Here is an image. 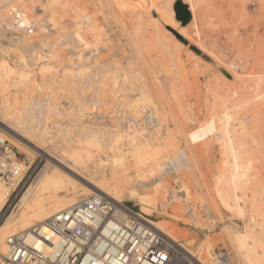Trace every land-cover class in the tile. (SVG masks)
I'll list each match as a JSON object with an SVG mask.
<instances>
[{"label":"bare ground","instance_id":"6f19581e","mask_svg":"<svg viewBox=\"0 0 264 264\" xmlns=\"http://www.w3.org/2000/svg\"><path fill=\"white\" fill-rule=\"evenodd\" d=\"M119 1L125 3L127 0ZM128 2L143 9L147 7L145 9L150 11L152 7L157 8L162 18L168 17L176 24L180 22L179 18L187 24L196 11L192 0H188L189 6L184 5L183 0ZM61 6L65 10L60 12ZM181 8L187 14L183 19L178 14ZM145 9L144 17L148 15ZM13 11L21 18L18 23L24 28L16 23ZM68 14L72 17L70 27L62 22ZM158 21L155 17L152 23L156 25L160 23ZM94 22L91 14L70 0H0V135L17 150L27 153L30 161H34L36 155L49 161L45 171L28 187L15 210L0 226V255H7L6 241L10 235L44 223L78 203L80 198L92 194L107 196L117 203L128 199L135 202L144 215H153L156 200L143 183L146 182L144 178L146 180L153 174L147 167L158 162L154 157L155 162L151 163V153L158 147L153 146L152 138L160 134L159 127L164 119L147 88H139L138 99L126 106L123 101L114 99L127 86L134 90L139 80L134 77L136 71L130 65L127 70L120 65V70L126 71L121 72L122 79L119 80L116 73L110 77L117 67L113 70L100 59L109 49L105 43L111 39L109 35L102 34ZM174 28L181 38L188 41L185 32ZM167 31L178 40L174 33ZM90 35L93 40H90ZM103 35L107 37L105 40L101 39ZM113 39L115 41V37ZM175 44L186 47L180 39ZM238 64L235 66H240ZM235 69L240 73L237 67ZM136 70L139 72L138 68ZM223 77L231 83L236 81L234 72L228 69L223 71ZM111 84L114 89H111ZM121 107H127L129 112H122ZM218 136L219 139L224 137L222 133ZM237 150L228 146L226 152L232 155L230 163L240 176L228 178L226 174H219L218 187H214L231 211L238 200L232 199L230 190L238 188L244 177L246 185L253 181L249 177V172L253 171L252 161L243 160ZM148 162L151 165L146 167ZM132 166L137 169L135 176L140 179L138 181L131 174ZM156 184L155 187L160 188V181ZM128 185L125 194L123 189ZM184 191L186 198L189 193L186 189ZM10 192V187L0 180V210ZM148 221L168 242L187 251L201 264H215L211 260L213 255L209 243L200 244L193 251L189 247H194L195 243L190 241L185 245L166 226L149 218ZM233 228L239 263L264 264V238H255L248 230L245 234L235 224ZM36 247L40 248V245Z\"/></svg>","mask_w":264,"mask_h":264},{"label":"rangeland","instance_id":"374dc122","mask_svg":"<svg viewBox=\"0 0 264 264\" xmlns=\"http://www.w3.org/2000/svg\"><path fill=\"white\" fill-rule=\"evenodd\" d=\"M70 1L91 14L101 33L109 35L111 40L105 43L109 49L100 61H106L113 70L117 67L110 77L116 73L119 80L122 79L121 74L130 66L138 74L134 73L139 80L134 90L127 86L128 89L119 92L114 99L123 101L126 106L138 99L139 88H147L164 119L159 127L162 137L159 134L152 138L154 147L162 146L157 149L159 152L155 148L151 153V163L158 162L152 167L147 163L146 167L150 166L147 169L152 170L148 171L153 174L144 178L143 183L156 200L149 219L166 226L183 244L195 243L194 247H189L193 251L200 244L209 243L215 264L221 251L228 253L231 264H241L234 244L233 225L244 233L252 232L255 238H264V0H192L196 11L187 24L180 18L177 24L168 17L162 18L154 7L151 11L147 9L148 15L144 17L143 10L147 7L131 5L129 0L125 3L119 0ZM183 2L189 4L188 0ZM175 8L176 5L174 11ZM59 10L64 11L65 7ZM155 17L160 22L156 25L152 23ZM71 20L68 14L62 22L71 26ZM171 27L186 33V47L175 44L179 37ZM105 35L102 40L107 38ZM89 38L93 40L91 35ZM193 48L208 57L211 55L221 70ZM236 63L240 66H235ZM225 69L234 72L235 82L225 80ZM121 109L129 112L127 107ZM218 133L224 137L219 139ZM228 146L238 149L237 154H242L243 160L250 159L254 164L250 168L254 173L249 170L252 182L246 185L244 177L238 188L232 185L230 196L238 200L233 211L225 206L217 188L214 189L218 187L219 174H226L228 178L240 176L230 163L233 157L226 152ZM17 152L21 163L25 164L27 153ZM154 157L158 159L154 161ZM48 162L39 155L30 162L37 170L29 186L38 180ZM130 170L136 177L134 180H140L135 176L137 169L132 166ZM159 181L162 187H155ZM182 185L189 193L186 198ZM129 186L124 187L125 194ZM154 189H158L157 192ZM124 201L137 205L128 199Z\"/></svg>","mask_w":264,"mask_h":264},{"label":"built area","instance_id":"2783aa9c","mask_svg":"<svg viewBox=\"0 0 264 264\" xmlns=\"http://www.w3.org/2000/svg\"><path fill=\"white\" fill-rule=\"evenodd\" d=\"M13 18L20 28L15 11ZM0 135V180L11 189L0 210V226L15 210L37 168ZM28 165V166H27ZM130 202L92 194L44 223L7 238L0 264H201L171 244ZM40 245V248L36 247ZM221 251L216 264H229Z\"/></svg>","mask_w":264,"mask_h":264},{"label":"water","instance_id":"95a60500","mask_svg":"<svg viewBox=\"0 0 264 264\" xmlns=\"http://www.w3.org/2000/svg\"><path fill=\"white\" fill-rule=\"evenodd\" d=\"M178 14H179V16L183 19V18H185L186 17V12H185V10L183 9V8H181V9H179L178 10ZM178 37H179V39L181 40V41H183L184 43H187V41H185L183 38H181V36H179V35H177ZM193 50L194 51H196L199 55H201L204 59H206L207 61H209V62H212V63H214L215 65H216V63L210 58V57H208V56H206V55H204L200 50H198V49H196V48H193ZM217 66V65H216ZM220 70H221V68L219 67V66H217Z\"/></svg>","mask_w":264,"mask_h":264}]
</instances>
